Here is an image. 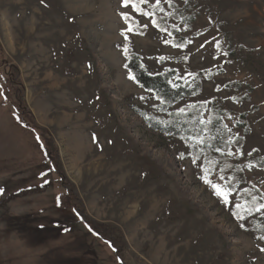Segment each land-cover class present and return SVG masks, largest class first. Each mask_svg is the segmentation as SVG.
<instances>
[{
  "label": "rangeland",
  "instance_id": "obj_1",
  "mask_svg": "<svg viewBox=\"0 0 264 264\" xmlns=\"http://www.w3.org/2000/svg\"><path fill=\"white\" fill-rule=\"evenodd\" d=\"M205 1L161 0L160 31L122 0H0V264H264V208L239 197L264 194V164L251 163L264 160V83L237 55L264 63V0ZM122 13L149 27L127 31ZM129 57L197 95L169 109L141 100L154 95ZM214 103L247 182L227 207L191 147L152 128ZM220 176L209 179L226 186Z\"/></svg>",
  "mask_w": 264,
  "mask_h": 264
},
{
  "label": "trees",
  "instance_id": "obj_2",
  "mask_svg": "<svg viewBox=\"0 0 264 264\" xmlns=\"http://www.w3.org/2000/svg\"><path fill=\"white\" fill-rule=\"evenodd\" d=\"M202 1L208 3L205 0ZM160 27H163L162 24ZM219 29L224 33L226 31V28L221 25ZM228 33H225L226 36ZM230 36L232 38L233 34L231 33ZM232 39L229 38L231 44H233ZM237 53L238 59L244 65L250 67L264 83V63L259 60L256 52L240 46ZM127 68L142 89L161 98L157 100L160 101L164 108H172L182 100L197 95V88H190L189 85H185L182 80L177 78L175 71L170 70L161 74L151 75L143 68L140 59L137 57L128 58ZM191 106L193 107L184 108L185 112L183 113L179 111L170 112L165 128H157V126H152V128L162 133L179 137L203 160L206 167L212 168V174L218 172L224 176L226 185L231 184L234 190L233 193H235L239 186L247 182L240 162L232 157L233 144L231 143L229 129L224 123V117L228 115V111L223 103L211 104L209 108L204 105ZM205 112H208L206 116ZM240 120L245 124L246 116L240 115ZM240 142L241 139L237 138L234 144L240 145ZM217 149L220 150L217 151ZM251 163L261 166L264 164V160L255 158L251 160ZM239 197L244 207H247L252 212L260 209V205H264V194L251 186L245 187L240 192ZM253 197H256V199H252ZM75 213L85 227L90 230L92 236L96 238L103 237L93 222L88 221L80 210H76ZM258 231L261 235L264 234V226L260 227V229L258 228Z\"/></svg>",
  "mask_w": 264,
  "mask_h": 264
},
{
  "label": "snow or ice",
  "instance_id": "obj_3",
  "mask_svg": "<svg viewBox=\"0 0 264 264\" xmlns=\"http://www.w3.org/2000/svg\"><path fill=\"white\" fill-rule=\"evenodd\" d=\"M165 2L171 6L172 0H165ZM149 3V0H122V7L128 8L129 5H131V11L135 12L136 14H138L139 16L142 17H151V24L156 27L159 28L160 31H167L166 28H160V20H163L164 17L161 16L159 17V20L157 19V14L155 9L159 8L161 12L164 11L163 8L160 7L161 5V0H154V4H152V10L149 11L147 8L142 7V5H146ZM122 17L123 19L126 21V23H128V28L127 31L131 32L133 31L134 27L136 29L139 28H148L149 24L147 22L145 23H139L138 21H136L134 19V17L131 15V13H122ZM170 34V33H169ZM216 46L219 47V42H216ZM127 67V65H125ZM130 78L131 79H135L134 76L131 75L130 72ZM141 100H149V99H161L158 95L154 96V97H140ZM163 102V101H162ZM190 108L193 106H189ZM179 112L183 113L185 112L184 108H181L178 110ZM203 122V121H201ZM207 131V130H205ZM220 149H217V151H219ZM253 151H256L255 149ZM185 155V153H180V156L183 157ZM249 155H251V153H249ZM200 160L199 156H193L192 158V163L194 165H197V167H202L201 164L198 163V161ZM223 171V170H221ZM202 175L200 176V179L207 185H209L211 187V189L213 190V195L215 197H217L218 201L220 203H222L224 206H229L230 203H235V201H230L229 200V196L233 194V187L231 184L228 185H221L220 183H215L213 182V180L209 179V177L212 175V168L211 167H202ZM220 181H224L225 177L224 176H220L219 177ZM252 199H256V197H253ZM247 203V201H246ZM236 207H240V205L238 203H236ZM261 208H264V205H260ZM259 210V209H257ZM250 211V209H249ZM233 215H237V213H233ZM243 226V225H241Z\"/></svg>",
  "mask_w": 264,
  "mask_h": 264
}]
</instances>
